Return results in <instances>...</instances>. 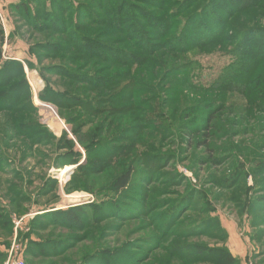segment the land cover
<instances>
[{
  "label": "trees",
  "instance_id": "1",
  "mask_svg": "<svg viewBox=\"0 0 264 264\" xmlns=\"http://www.w3.org/2000/svg\"><path fill=\"white\" fill-rule=\"evenodd\" d=\"M258 2L263 0H88L76 8L69 4L68 11L60 12L63 17L67 14L62 21L48 13L54 19L51 20L54 26H59L55 27L61 30L59 33L62 39L48 43L50 39L37 44V48L43 51V56L39 58L55 59L60 63L43 67L42 70L40 68L47 87L39 96L43 102L54 104L59 110L60 118L73 127L75 141L65 143L67 147L64 149L68 153L61 158L67 160V165L70 166L79 163L83 154L73 151L77 143L85 150L87 160V164L77 170L75 181L67 185V191H80L88 178L104 175L107 166L121 163L123 167L119 165L109 186L84 189L97 197H107L108 201L104 204L111 205L113 209L126 214L133 213L132 209L135 210L136 207L128 204L134 203L132 205L137 206L136 200L132 202L125 199V192L132 189L133 185L135 152L139 150L135 146L137 134L155 129V114H164L165 118L168 116L169 126L180 129L188 137L186 143L195 141L213 156L222 142L214 140L219 141L222 136L218 134L220 128L212 124V121L217 113L228 108L225 99L215 94L216 89L230 91L236 86L249 91L247 105L243 109L252 112L254 117H257L260 110L264 112V82L262 75L258 74L264 69V33H259L261 30L256 26H243L237 19L248 9L257 10ZM92 4H96V11L92 9ZM26 10L29 11L28 7L22 5L19 9L21 14L18 15L25 20L26 28L38 33H47L51 29L46 23L50 22L49 19L45 20L42 15L37 16L42 20L44 18L45 24L38 23L36 28L31 27ZM234 20L238 21L232 24ZM236 26L240 29H235ZM2 44L1 38L0 57ZM216 53H231L235 62L225 67L212 87L200 88L195 83L200 80L195 75L200 64L194 58L201 54L211 56ZM7 68H13L8 76ZM43 72L46 76H57L61 81L52 84ZM0 77H4L0 79V102H5L0 106L4 108L2 111L10 114L8 120L11 121V134H17L15 140H25L30 143L31 148L35 143L46 142L47 137L55 138L37 117L22 64L18 61L5 62L0 70ZM216 100L221 101L219 109L218 106L215 108ZM124 123L129 125L128 135L120 132ZM111 124L118 128V133L111 134ZM153 132L165 136L167 130ZM176 136L177 133L171 138ZM62 138H67L66 132ZM109 141L112 145L108 144ZM227 143L219 150L225 158L242 148L230 140ZM258 146L260 143L256 145V156L252 155V151L249 156L255 157L256 163L261 165L257 169L261 168L259 173L264 180V153ZM227 147L230 148L229 151ZM100 149L106 154H99ZM150 150L155 152L150 148L141 153L142 165L147 166L148 170L157 169L158 164L161 165L158 161L162 158L149 153ZM241 155L246 158L247 151L241 152ZM123 159L128 161H122ZM212 163L222 164L219 159ZM241 174L238 172L228 179L226 177L223 185L213 182V186L233 190L237 185L245 184V176H240ZM148 185L149 183L146 186ZM253 194L255 197H250L247 206L248 213H257L258 219L264 222V187ZM239 195L236 192L232 199L238 215L243 214L246 198ZM139 203L141 206L146 205L144 201ZM204 209H201L202 214L214 210ZM98 210L99 207L94 203L79 205L50 213L48 219H54L50 224L54 228H66L69 224L78 228L79 225L82 227L89 216L90 220L96 222ZM1 218L4 216L0 215ZM63 219L67 222L63 223ZM214 222L216 223V219L208 216L205 228L207 233L215 228ZM261 225L264 227V223L256 224L257 227ZM34 227L39 230L36 223ZM85 227H88L86 223ZM212 233L214 232L210 233L211 238L217 240ZM257 239L261 242L264 255V229L258 230ZM65 250H69L65 241H32L28 247V253L35 259L41 256L57 259ZM215 250L221 253L220 264H237V259L226 245L213 247V251ZM203 254L205 252H201ZM212 256V253H208L207 260L204 261L215 264L209 259ZM104 258L109 261L105 263ZM3 259L5 256L0 253V260ZM113 259V252L105 250L86 257L81 264H113Z\"/></svg>",
  "mask_w": 264,
  "mask_h": 264
},
{
  "label": "rangeland",
  "instance_id": "2",
  "mask_svg": "<svg viewBox=\"0 0 264 264\" xmlns=\"http://www.w3.org/2000/svg\"><path fill=\"white\" fill-rule=\"evenodd\" d=\"M87 1L0 0V39H3L0 70L5 62L18 61L22 64L30 86L32 105L37 109V117L55 137H47L46 142L35 143L31 148L27 141L15 140L17 134H11V121L8 120L10 114L2 111L4 108L1 106L5 102H0V215L4 216L0 219V253L5 256V259L0 260V264L19 259L25 264H81L86 257L105 250L113 252L115 261L113 264H212L204 261L207 260L208 253L213 255L209 259L215 264H220L221 253L213 251V247L227 246V244H231L239 257H243L236 258L237 264H264L261 242L259 243L257 239L258 230L264 227L256 226L257 223L264 222L258 219L257 213H248L247 209L250 197H255L253 192L264 187L263 176L259 173L261 168L257 169L261 165L256 163L255 157L249 156L251 151L252 155L256 156L258 143H260L258 147L264 153V112L260 110L256 114L257 117H254L252 112L243 109L247 105L249 91L241 90L236 86L230 91L223 89L215 91L218 97L225 99L228 108L224 112L217 113L212 121V124L220 128L218 134L222 136L221 140H214L218 143L222 142L218 150L213 152V156L207 149L200 148L195 141L186 143L188 137L171 124L170 127L168 116L165 118L164 114L154 115V130H167L165 136L153 132V129L137 134L135 146H138L139 150L135 152L133 185L132 189L129 188L125 192V199L132 202L136 200L137 206H133L134 203L128 204L130 207H136L135 210L132 209L133 213L126 214L113 209L111 205L104 204L108 201L107 197H97L91 191L84 189L88 187L94 190L100 185L109 186L112 175L114 176L119 170L121 163L117 166H107L104 175L88 178L80 191L72 193L67 191L69 182L75 181L77 170L87 164L85 150L76 143L73 151L82 152L83 157L75 165H67V160L61 158L68 153L64 149L67 147L65 143L75 141L72 135L73 127L65 124L60 118L59 110L54 104L43 102L39 96L47 87L41 72L42 68L58 65L60 61L50 58L40 60L39 56H43V51L37 48V44L50 39L48 43L62 39L59 33L61 30L56 29L59 26L56 24V27L54 26L52 23L54 19H51L48 13L62 21L67 14L63 17L60 12L68 11L69 4L76 8L80 3L84 4ZM22 5L29 9L26 13L31 27L36 28L38 23L45 24V20L49 19L50 22L46 23L51 29L48 27L47 33H38L26 28L25 20L18 16L21 14L19 9ZM258 6L257 10L248 9L237 19L243 26L247 24L248 27L256 26L261 30L259 33L263 34L264 0L258 2ZM91 7L96 11V4H92ZM77 12L79 14L78 10ZM37 15H42L45 20L38 18ZM238 20H234L232 24L237 23ZM252 21L254 25L251 24ZM237 28L240 29L236 26L235 29ZM220 54L211 56L201 54L194 58L200 64L195 71V75L200 79L195 83H198L200 88L212 87V84L217 83L216 79L221 76L225 67L235 62L231 53ZM12 71L13 68H7L6 76ZM258 74L262 75L264 82V69ZM46 77L52 84L61 81L57 76ZM215 103H217L215 108L218 106L219 109L221 101L216 100ZM48 106L55 107V112L62 123L54 120L51 108ZM128 126L124 123L120 132L128 135ZM109 128L112 130L111 134L118 133V128L112 124ZM64 132L67 133V138L61 139ZM6 133L10 134L6 135ZM175 133L177 136L171 138ZM50 139L52 140L48 141ZM229 140L242 148L225 158L219 150L225 143L228 144ZM150 148L155 152L150 150L149 153H155L162 158L158 161L161 165L158 164L157 169L148 170L147 166L142 165L141 153L149 151ZM227 148L229 151L230 148ZM245 151L248 155L246 158L241 155V152ZM98 153L106 154L102 149ZM211 159L215 160L211 161ZM216 159L222 164L213 165L212 162ZM238 172L242 173L240 176H245L244 185L239 184L233 190H225L219 186L224 184L226 177L228 179ZM213 182L219 185L213 186ZM236 192L237 195L240 193L239 197H246L243 214L239 215L232 202ZM76 194L82 196L77 198V201L72 198ZM140 201H144L146 205L141 206ZM93 203L99 207L97 224L95 220H90L91 216H89L82 227L79 225L78 228L73 227L72 224L66 227L68 229L54 228L50 225L54 221L48 219L50 213ZM201 209L214 210L202 214ZM208 216L216 219L215 228L211 232L215 233L212 234L217 240H213L211 232L207 233L205 230ZM226 220L237 224L245 246L241 245L238 249L234 242L229 241L230 232L225 226ZM64 222L67 220L63 219ZM34 223L38 225L39 230L35 229ZM85 223L88 227H85ZM48 240L65 241L69 245V250H65L66 252L57 259H48V256L35 259L28 253L32 241ZM201 252L205 254L201 255ZM104 261L107 263L109 260L104 258Z\"/></svg>",
  "mask_w": 264,
  "mask_h": 264
},
{
  "label": "crops",
  "instance_id": "3",
  "mask_svg": "<svg viewBox=\"0 0 264 264\" xmlns=\"http://www.w3.org/2000/svg\"><path fill=\"white\" fill-rule=\"evenodd\" d=\"M261 224H263L261 222ZM225 226L226 228H228L229 232H230V239L229 241H231V243H235V245H237L238 249L241 247V245L245 246L244 242H243V238L241 237V234L239 233L238 231V228H237V224H235L233 221H229L226 220L225 221ZM251 239V238H250ZM255 240V239H253ZM227 247L229 249V251L231 252V254L233 255L234 258H243V257H239V255L236 253L235 249H233V247L231 246V244H227Z\"/></svg>",
  "mask_w": 264,
  "mask_h": 264
},
{
  "label": "bare ground",
  "instance_id": "4",
  "mask_svg": "<svg viewBox=\"0 0 264 264\" xmlns=\"http://www.w3.org/2000/svg\"><path fill=\"white\" fill-rule=\"evenodd\" d=\"M50 111L52 112V116L54 117V120L59 122L60 120H59V118H58V116H57V113H56L53 109H50ZM60 123H62V121H60ZM62 125H63V124H62ZM83 196H84V194H83ZM80 197H82L81 194H76V195L72 196V198H73L75 201H77V198H80ZM75 201H74V202H75Z\"/></svg>",
  "mask_w": 264,
  "mask_h": 264
},
{
  "label": "built area",
  "instance_id": "5",
  "mask_svg": "<svg viewBox=\"0 0 264 264\" xmlns=\"http://www.w3.org/2000/svg\"><path fill=\"white\" fill-rule=\"evenodd\" d=\"M6 264H25L22 259L19 260H9Z\"/></svg>",
  "mask_w": 264,
  "mask_h": 264
},
{
  "label": "water",
  "instance_id": "6",
  "mask_svg": "<svg viewBox=\"0 0 264 264\" xmlns=\"http://www.w3.org/2000/svg\"><path fill=\"white\" fill-rule=\"evenodd\" d=\"M48 108H51V109H53L55 111V107H53V106H48Z\"/></svg>",
  "mask_w": 264,
  "mask_h": 264
}]
</instances>
